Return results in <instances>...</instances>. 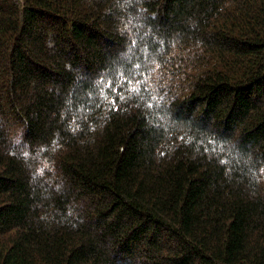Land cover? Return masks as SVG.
<instances>
[{"label": "trees", "instance_id": "trees-1", "mask_svg": "<svg viewBox=\"0 0 264 264\" xmlns=\"http://www.w3.org/2000/svg\"><path fill=\"white\" fill-rule=\"evenodd\" d=\"M0 264H264V0H0Z\"/></svg>", "mask_w": 264, "mask_h": 264}, {"label": "snow or ice", "instance_id": "snow-or-ice-1", "mask_svg": "<svg viewBox=\"0 0 264 264\" xmlns=\"http://www.w3.org/2000/svg\"><path fill=\"white\" fill-rule=\"evenodd\" d=\"M109 87H112V84L110 83L109 84ZM117 91H118V87H117V89H116ZM113 103H115V101L113 100Z\"/></svg>", "mask_w": 264, "mask_h": 264}]
</instances>
